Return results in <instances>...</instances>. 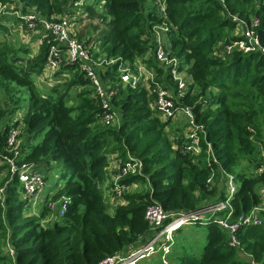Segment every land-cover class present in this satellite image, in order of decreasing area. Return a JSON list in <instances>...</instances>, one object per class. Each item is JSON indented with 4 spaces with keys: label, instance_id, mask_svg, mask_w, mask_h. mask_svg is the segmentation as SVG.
Wrapping results in <instances>:
<instances>
[{
    "label": "trees",
    "instance_id": "1",
    "mask_svg": "<svg viewBox=\"0 0 264 264\" xmlns=\"http://www.w3.org/2000/svg\"><path fill=\"white\" fill-rule=\"evenodd\" d=\"M2 1L23 10L35 9L48 20L74 17L83 8L92 26L100 22L99 49L92 47L91 51L97 60L114 62L97 71L105 84L118 91L112 102L121 122L115 127L101 122L104 109L77 65L58 73L60 77L71 74L72 78L65 77L42 94L36 79L48 61L51 45L47 41L33 57L29 47L17 49L0 42V88L5 95L4 99L0 96V149L6 150L12 118L26 110L23 120L15 124L21 127V162L39 166L45 175L51 164H63L65 183L53 200L71 198L65 215L45 226L51 210L46 206L40 216L28 217L24 188L17 177L1 169L7 178L0 182V264H100L149 234V206L158 204L170 213H189L225 200L224 182L221 187L208 186L214 170L215 182L223 181L220 167L240 185L231 201L232 221L260 203L258 190L264 186V172L256 174L255 170L264 166L259 157V145L264 144V55L234 52L224 58L218 55L217 46L241 39L231 36L236 29L231 17L237 16L247 24L253 18L260 20L255 30L264 47V0H166L167 22L175 28L166 34L167 48L170 46L171 57L182 62V70L183 64L186 66L193 81V93L182 97L179 107H190L197 123L205 127L220 166H209L206 154L197 157V163L186 150L184 135L173 140L168 131L172 122L161 121L151 109L154 96L149 90L142 83L132 87L122 81L121 71L136 72L140 61L156 72L157 82L176 88L170 68L157 62L152 38L148 37L153 26L164 22L155 0ZM94 29L100 30L97 25ZM10 30L0 22V33ZM79 38L86 45L95 42L81 33ZM150 52L151 58L146 60ZM62 85L65 91L59 93ZM73 88L82 90L71 104L69 92ZM202 145L206 151V144ZM113 155L122 161L132 157L143 163L142 174L122 179L121 185H147L148 189L125 194L126 204L111 214L101 187L109 179ZM243 161L249 170L239 169ZM198 225L207 229L203 254L196 256L190 243L179 240L171 255L172 264H250L241 253L254 264H264V225L240 228L238 248L229 243L228 234L213 219ZM5 240L13 254L4 253Z\"/></svg>",
    "mask_w": 264,
    "mask_h": 264
},
{
    "label": "built area",
    "instance_id": "2",
    "mask_svg": "<svg viewBox=\"0 0 264 264\" xmlns=\"http://www.w3.org/2000/svg\"><path fill=\"white\" fill-rule=\"evenodd\" d=\"M154 6L157 7L159 17L164 22L162 25L153 26L148 37L152 38L151 43L154 45L152 52L155 54L157 62L171 70L173 82L176 83V94L157 82L156 72L144 67L140 61L136 65V72H132L131 69H123L122 81L126 85H132V87L142 83L149 90L150 94L154 96L150 107L158 114L161 121L173 122L177 120L185 123V147L187 152L196 157L197 163L199 162L197 157L206 154L209 166L212 163L220 166L213 146L208 142L205 127L197 123L196 116L190 107H179V100L188 93H193L190 88L193 81L186 73V66L183 64L184 70H182V62L171 57L170 46L167 48L166 34L170 29L175 28L173 24L167 22L166 0H155ZM231 18L236 23V31L240 34L238 37L241 39L228 45L219 44L217 46L218 55L224 58L234 52H242L243 54L258 52L264 55V47L261 45L255 30L259 26L260 20L253 18L247 24L237 16ZM0 22L10 29H15L16 25L23 26L27 35L36 37L41 44L47 41L51 45L43 74L38 77L40 83H46L50 88L56 87L64 81L65 77H68L65 73L60 77L58 73L66 66L77 65L79 71L90 82L94 91L93 95L104 109L100 116L101 122L112 127L120 125L121 114L114 108L112 102L118 91L111 84H105L97 71L103 64L114 62L105 63V61L95 58L91 51L92 46L86 45L84 41L80 40V32L76 27L77 22L73 17L48 20L35 9L23 10L20 5L0 0ZM152 52L148 55H151ZM16 123L12 124L9 131L6 150L0 149V170L4 169L12 177L18 178L24 188L23 197L27 201L28 207H32L37 204L39 194L46 186V177L39 166L21 162V127L15 126ZM203 143L207 146L206 151H204ZM111 166L113 167L111 168ZM142 172L143 163L141 161L132 157H129L128 161H122L116 156L109 167V174L112 176L108 181L110 186L108 194L111 196V200L117 205H125L124 195L130 192L131 186L121 185L120 181L128 176L140 175ZM216 172L214 170L208 180L210 188L216 185ZM220 172L223 175L225 200L207 203L201 209L189 213H170L158 204L149 206L146 212V221L149 224L146 242L137 249L107 258L100 264H148L153 261H157L159 264H172L171 255L176 243V233L184 226L195 225L199 222L204 223L211 219L228 234L229 243L238 248L240 244L236 235L240 228L264 225V186L258 190L261 198L260 203L249 213L242 215L236 221H232L233 207L231 201L238 192L240 185L233 175L221 167ZM263 172L264 166L255 170L256 174ZM56 194L57 191L51 192L46 195L44 200V204H49L47 206L51 210L54 220L63 217L71 203V198L67 196H62L55 202L53 199ZM209 214L210 216H208ZM10 252L13 254L11 249Z\"/></svg>",
    "mask_w": 264,
    "mask_h": 264
},
{
    "label": "rangeland",
    "instance_id": "3",
    "mask_svg": "<svg viewBox=\"0 0 264 264\" xmlns=\"http://www.w3.org/2000/svg\"><path fill=\"white\" fill-rule=\"evenodd\" d=\"M16 1H18V0H16ZM80 5H82V4H80ZM150 7H151V5L149 4L147 9ZM84 10L85 9L80 8L79 12L73 17L75 20H77L79 18L84 19V21H82L81 23H79V22L76 23L77 30L82 34L83 37H85V39L86 38L87 39L92 38V40L95 42H92L90 44V46H92L93 48L94 47L98 48V46H99L98 45V39L100 37V32L103 30V27L100 26L99 21H95L94 26H92L93 24L91 25V20L86 19V15L84 14ZM66 17H68V16H66ZM96 25L100 28V30L96 31L94 29V27ZM238 35H240V34L237 33L236 29H235V31L231 32V36L238 37ZM0 42H8V43L14 45L17 49H24V48L29 47V49L31 50L30 57L35 56L39 52V48L41 46V42L39 41V39H37L36 37H34L32 35L31 36L27 35L25 32V27L18 26V25H16L15 29L13 28L9 32H6V33L1 32L0 33ZM150 58H151V55L146 56V60H148ZM141 64L144 67H147V65L144 64L143 62H141ZM123 72H124V70L121 71V73H123ZM66 75L68 76V79L72 78V76H73L71 74L70 75L66 74ZM36 85L38 86L39 90L42 92L43 95H46L52 89H54V88H50L49 85L46 83H40L38 81V78L36 79ZM174 87H172V91L176 94V88L173 89ZM80 90H82V88H80V89L73 88L70 90L69 93L71 95L70 98L72 100L71 104L75 103V101H76L75 97ZM58 91H59V93H63L65 91L63 89V85L58 87ZM0 96L2 99L5 98V95L3 94L1 88H0ZM25 113H26V110L16 114L12 118V124L15 122H18V121H22ZM168 131H170L171 138L173 140L176 138L175 136L185 135V133H186L185 123L179 122L177 120L173 121L171 123V125L169 126ZM262 131L264 134V124L262 126ZM21 142H22V140H21ZM263 143H264V137H263ZM110 146L114 147V145H112V144ZM259 151H260V156H259L260 159H264V144L259 145ZM115 157H116V155L110 156V162H111L110 164H112ZM51 166H52L51 171L45 175L46 186H45L44 190L39 194V199H38L37 204L35 206H32V207H27V209H26L28 217L40 216L41 211L48 204V203L44 204V200H45L46 195L50 194L51 192H55V191L59 190V187H62L65 183V181L62 179V174L64 171L63 164H59V165L51 164ZM248 166L249 165L246 163V161H243L242 164L240 165L239 169L242 171H247V170H249ZM112 167L113 166H111V168ZM218 173H220V171H218ZM111 176H112V174L111 175L109 174V179L105 182L104 185H102L101 191L103 192L105 202L109 207V212L111 214H113L116 207H118L119 205H117L115 202H113L111 200V196L108 194L109 187H110L108 184V181L110 180ZM6 178H7V172L0 171V182ZM110 183H112V182H110ZM216 185H220L219 187L223 186V181L222 180L216 181ZM147 189H148L147 185H132L129 193L144 192ZM115 205H117V206H115ZM208 216H210V214ZM46 220L48 221V224L52 223V222H54V216L51 214L48 216V218ZM44 224H45V226L48 225L46 223H44ZM179 240L180 241L181 240L187 241V243H190V246L192 248V252L196 256L200 257L203 254L204 247L206 246V243H207L206 226L205 225H198V224L197 225L184 226L182 231L176 233V241H179ZM8 243H9V241L5 240V244H4V253L5 254L11 253Z\"/></svg>",
    "mask_w": 264,
    "mask_h": 264
},
{
    "label": "crops",
    "instance_id": "4",
    "mask_svg": "<svg viewBox=\"0 0 264 264\" xmlns=\"http://www.w3.org/2000/svg\"><path fill=\"white\" fill-rule=\"evenodd\" d=\"M45 223H48V221L46 220ZM145 242H146V237H145V239L144 238L141 239L137 244L130 246L127 251L137 249V248H139ZM250 264H252V262H250Z\"/></svg>",
    "mask_w": 264,
    "mask_h": 264
},
{
    "label": "water",
    "instance_id": "5",
    "mask_svg": "<svg viewBox=\"0 0 264 264\" xmlns=\"http://www.w3.org/2000/svg\"><path fill=\"white\" fill-rule=\"evenodd\" d=\"M241 257H242V258H245V259L248 260L249 262H252V258L249 257L248 255L244 254V253H241Z\"/></svg>",
    "mask_w": 264,
    "mask_h": 264
}]
</instances>
